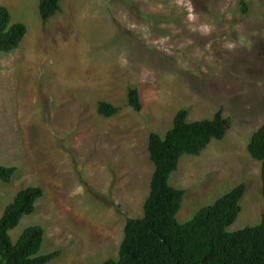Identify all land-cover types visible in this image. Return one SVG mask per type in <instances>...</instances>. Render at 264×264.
Segmentation results:
<instances>
[{
    "label": "rangeland",
    "instance_id": "1",
    "mask_svg": "<svg viewBox=\"0 0 264 264\" xmlns=\"http://www.w3.org/2000/svg\"><path fill=\"white\" fill-rule=\"evenodd\" d=\"M39 5L0 0L28 27L16 50L0 52V163L17 168L0 180V217L21 189L45 192L15 241L40 225L41 252L61 251L49 264L119 258L127 220L144 215L151 191L150 134L165 136L183 108L189 121L223 108L232 127L182 156L171 179L186 190L179 221L240 184L230 230L261 221L263 163L248 144L264 124V0H63L47 24ZM134 87L141 111L128 101ZM100 101L118 113L102 116Z\"/></svg>",
    "mask_w": 264,
    "mask_h": 264
},
{
    "label": "trees",
    "instance_id": "2",
    "mask_svg": "<svg viewBox=\"0 0 264 264\" xmlns=\"http://www.w3.org/2000/svg\"><path fill=\"white\" fill-rule=\"evenodd\" d=\"M63 0H40V15L44 24L62 12ZM243 11L247 5L243 2ZM28 27L23 22L12 23L10 10L0 6V52L10 53L23 42ZM129 104L143 109L137 87L128 92ZM119 107L100 101L99 113L112 117ZM188 109L179 110L165 136L152 132L149 152L155 171L151 191L144 205V215L129 218L121 244L119 258L100 264H264V212L261 221L238 230H230L241 213L245 185L240 184L214 203L202 207L186 223L178 213L186 190L172 185L171 179L185 154H200L213 140H222L232 127L223 108L211 117L189 121ZM248 149L262 161L264 194V124L253 134ZM17 168L0 163V180L12 182ZM41 186L21 189L0 217V264H49L61 255L60 250L42 253L45 230L40 225L25 228L15 241L11 232L25 216L32 215L37 202L44 197Z\"/></svg>",
    "mask_w": 264,
    "mask_h": 264
},
{
    "label": "clouds",
    "instance_id": "3",
    "mask_svg": "<svg viewBox=\"0 0 264 264\" xmlns=\"http://www.w3.org/2000/svg\"><path fill=\"white\" fill-rule=\"evenodd\" d=\"M229 47H231V45H229Z\"/></svg>",
    "mask_w": 264,
    "mask_h": 264
}]
</instances>
